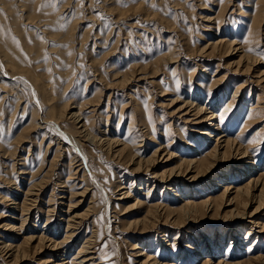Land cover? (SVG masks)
Returning a JSON list of instances; mask_svg holds the SVG:
<instances>
[{"label":"rangeland","instance_id":"374dc122","mask_svg":"<svg viewBox=\"0 0 264 264\" xmlns=\"http://www.w3.org/2000/svg\"><path fill=\"white\" fill-rule=\"evenodd\" d=\"M218 37L227 42L236 40L247 56L259 62L248 74L234 73L241 51L231 50L233 47L226 42L219 44L214 53L209 45ZM261 71L264 0H0V247L2 242L12 243L15 233L6 231L4 225L14 222L20 227L18 219L25 210L23 193L36 184L33 193L39 195V210L34 211L24 230L18 231L16 244L26 245L25 239L33 235L61 242L67 229L64 214L71 205L72 215L81 217L76 222L82 220L78 237L70 245L71 258L76 257L85 239L91 238L97 250L90 251L91 255L97 252L92 255L97 257L94 264H140L145 261L144 256H138L142 249L150 256L148 264H203L209 253L195 255L194 259L188 236L194 232L202 242L204 236L209 241H223L222 253L209 257L211 264L219 257L230 263L248 264L264 253L263 231L251 251L246 247L252 240L253 235L248 233L252 223H264V209L254 213L257 200L238 207L244 217L239 226L241 234L238 232L242 244L237 250L226 246L234 241L227 230L235 223L231 224L232 218H225L220 211L211 216L201 210L195 220L176 230L165 225L142 233L141 227L137 229L131 222L146 216L151 204L179 208L182 204L175 193L180 187L187 195L204 191L206 183H214V178L236 168L234 163L242 160L245 147H253L246 161L256 165L255 175L246 164L242 179L225 176L219 185H244L251 175L264 180ZM23 73L33 76L22 78ZM223 76L227 77L219 82L222 85L211 90L213 81ZM36 79L47 85L43 97L35 92ZM240 86L243 92L237 91L230 117L226 115L218 124L220 131L240 143L243 150L236 153L229 148L226 158L222 154L219 159L209 158L204 165L178 175L177 189L165 186L167 183L152 189V177L174 168L185 171L188 165L181 163L202 160L216 146L214 141L207 144L198 135L196 111L189 110L186 116L189 108L178 112L179 107H196L193 102L210 110L207 98L217 92L214 96L218 104L212 110L220 116ZM200 98L203 101H198ZM256 106L261 108L259 113H255ZM187 119L192 121L186 123ZM252 119L259 121L248 127ZM69 135L75 139L74 144ZM109 138H116L122 145L110 150ZM133 148L141 151L136 153L141 158L152 160L139 175L126 158ZM81 149L87 158L82 157ZM167 151L176 152V156L169 158ZM141 178L142 184L136 180ZM169 187L172 193L165 190ZM221 187L214 191L215 197L222 194ZM129 191L130 196L124 197ZM149 192V197L144 195ZM208 194L198 193L194 199H206ZM52 207L55 211L48 216V208ZM167 231L166 238L162 234ZM207 243H201V248L211 242ZM136 246L139 249L134 250ZM50 251V244L47 248L39 245L24 262L43 263ZM0 264H13L1 249Z\"/></svg>","mask_w":264,"mask_h":264},{"label":"bare ground","instance_id":"6f19581e","mask_svg":"<svg viewBox=\"0 0 264 264\" xmlns=\"http://www.w3.org/2000/svg\"><path fill=\"white\" fill-rule=\"evenodd\" d=\"M226 39H228V38H226ZM226 42H227V40L224 41V39L222 37H218L217 42L214 43V44L210 43L211 45H209V46H210L211 50L212 49L214 50V49H216L219 46V44L222 45V43H226ZM227 43L230 44L233 47V49L231 48V50L237 51V52L241 51L240 52L241 54L238 57L240 61H239V63H237L238 66H237L236 70L234 69V71H236L234 73H238V74H241V75L244 74V73L248 74L250 72L252 66H254L256 63H258L259 60L258 59H253V58L247 56L246 53L244 52V47L242 45L240 46V44H238L236 40H234L233 42L228 41ZM237 45H239L238 48H236ZM14 47H16V46H14ZM233 51L230 52L228 50V52H230V53H233ZM19 52H21V51H19ZM214 53H215V50H214ZM241 63L244 64V65L241 66ZM20 67H22V66H20ZM241 67L244 68V69L242 70ZM241 71H243V72H241ZM23 72H26V71H23ZM27 73H30V72L27 71ZM205 73L207 74L206 70H205ZM262 74H264V71L260 72L261 76H262ZM20 75H21L20 77H22V78H24V76L28 77V78L33 76V75L30 76V77L26 76V73H23V74H20ZM226 77L227 76H223V77L219 78V80H216V81L214 80L213 81V85L214 86H213V88L211 90L219 88V86L222 85L219 82L225 81ZM33 78H35V77H33ZM33 82H34V84L36 86V89H37V91H35V92H37L40 97H43L44 94L47 92V85L45 83L43 84L42 82L38 81L37 79L34 80ZM242 86H245V83ZM242 86H240V87H238L236 89V91H235L236 95L229 102H227L226 109L220 116H217L216 111L212 110L215 106H217L216 104H218V103H216V100H215L216 96H214V95L217 94V92L213 93V97L212 98H207L208 102H207L206 106L210 104L211 105L210 110L208 108H206V107H203L204 105L202 106L201 104L196 103V102H195L196 104H193V102H192V105H197L196 107L191 106L190 104H183V106L179 107V111L178 112H180L183 109L187 110L189 108L188 112L186 113V116L190 115L189 110L192 111V112L196 111L195 115L197 116L196 117L197 119H196V122L194 124L195 125L196 124L200 125V130L197 131L198 135L201 136L202 139L205 140V142L207 144H209L210 141L211 142L214 141L216 143V146H215V149L212 151V153L206 154L205 158L202 159V160L193 159L190 162H187L185 160L183 163H181L183 166H185V164L188 165L187 168L185 169V171H183L181 169L174 168V169H170V170H164L161 173H159L158 175H155L154 177H152L153 180H151V179L149 180V181H152V189L155 186L158 188L159 187V183H167L165 186H171L172 185V187H176L175 189H177L178 186H179V182H178L179 180L177 179L178 175L187 174V172L190 170V168H194L195 169L198 164H200L199 166L204 165L203 161L205 162V160H207V159L209 160V158H213V157L214 158L215 157L218 158L221 154H222V156H224V158H226L227 157V155H226L227 154V149H229V148L233 152H236V153L241 152L243 150V147H242V145H240V143H237V141L234 140V139L227 138V136L225 134V131H220L221 126H220V124H218V122L220 123L226 115H228V117H230V113H229L230 107H232L235 104V102H237V100H236V96H237V93H238L237 91H239L240 93L243 92V91H241L243 89ZM222 100L223 99H221V101ZM198 101L201 102V101H203V99L200 98V100L198 99ZM217 101L219 102L220 100H217ZM175 102L177 103L179 101H172V103H175ZM36 103H38V102H36ZM258 104H259V102L257 100V105ZM193 107H194L195 110L191 109ZM257 108L258 107L256 106V109ZM251 110H252V107H251ZM260 110H261V108H258V111H256L255 113H259ZM228 117H227V119H228ZM191 121L188 120L186 123H189ZM258 121L259 120L251 121L252 124L250 122L251 125L248 126V127H251L252 125L254 126ZM84 126H86V125H84ZM215 130H218L220 132L216 133ZM242 132H244V131H242ZM95 139H97V137H95ZM115 139H113V138L106 139L108 141V142L106 141L107 144H108L107 147L110 150H113L114 145H115V147L116 146L119 147V146L122 145L117 139L116 140ZM69 140L72 142V144H74L76 142L75 139H73L72 135H69ZM104 140H101V141L98 140V142H102ZM70 141H69V143H71ZM101 145H102V143H101ZM172 145H173V143L169 144L168 146H165V148L167 149L168 147H170ZM141 147H142V144L140 146H138L137 148L140 149ZM252 148L253 147H245L244 148V152L245 153L242 156V158H240L242 160H240V161L237 160L238 162L236 161L234 163L237 169L235 167H233L232 168L233 170H231V172H230L231 175L230 174H225L223 176V173H222L221 177L214 178V183L212 182L213 186H212V183L211 184L206 183V185L203 187L204 191L209 192V194L207 195L206 199H202V200H201V198L194 199V197H197L196 195H198V193H200V194L204 193L203 189H199L197 191L198 193L197 192H193L194 194L192 193L191 195H187L186 194V189H182V187H180V189H178V191L175 190L176 191L175 196H176V198L180 199L181 204H182V205L180 204L181 206L179 208H177L175 210H172L171 208L165 207L161 203H159V204H151L150 208H148V211H147L148 213L146 214V216L144 215V217L141 218L140 220L139 219H135L134 221L131 222V224L132 225L134 224V226H136L137 229H138V227H141V232L142 233H144V231L149 230L151 228L156 229V228H159L160 226H165V225H168V227L172 228L173 230H176V228H178V227L179 228L185 227L186 226L185 224L188 221L195 220L197 218V213L200 212L201 210H204L206 214H211V216L213 214H215L216 212L220 211V213L224 214L225 218H227V217L228 218H232V220L230 221L231 224L235 223V225L233 227H229L228 230H227V231H229V233L227 234L228 237H232V239L234 240L232 243H229L228 245H226L227 247H229L227 249H229V250L232 249V248H235V250H237V248L240 249L241 244H242L241 243L242 241L240 240V238H242V236L240 235L241 234V230H242V228H241L242 226H241L240 222L242 220V217H244V214H243L244 212L242 213L241 210L238 207L239 206H241V208L242 207H246V206L249 205V202H253L254 200H257L258 205H257L254 213L258 214L260 210L264 209V180H261V178H256L254 176L255 175L254 172H256V170H257L256 165H250L246 161L247 157L250 158L252 156L251 154H249L250 153L249 151ZM124 149H127L126 144H125V148ZM121 150L124 151L123 148H121ZM131 150H132V153L126 155V158L128 157L129 163H131V164L136 166L137 169L133 171V172L136 173L135 175H139V173H141V171L143 169H145L144 165L145 164H146V166L150 165L152 163L151 162L152 160H151V157L149 159H145V158H141V156H138L136 153H140V154H142V153H141V151H137L136 148H133ZM221 150H223V152H221ZM81 153H82V157L87 158V154L85 153L84 150L81 149ZM167 155H168L169 158H172V157L176 156V152L173 151V153H170L169 151H167ZM155 156H157V154L154 155V157ZM84 161H86V160H84ZM246 164L249 165L250 171L252 170L253 174H254V175L250 176V181H248L244 185H239L238 184L237 186L235 185L234 187L231 186L230 184H225L222 187L219 185V183H221L222 181L225 180V176H227V177H230V176L235 177L236 176L237 178L239 177L240 179H242L243 173L246 172V170L248 169ZM252 171H251V173H252ZM223 172L226 173V170H224ZM196 177L197 176H193L192 178L195 179ZM136 180L138 182L141 181L140 182L141 184L144 181V179H142V178L139 179V180L138 179H136ZM229 181H230V179H229ZM230 182L232 183V181H230ZM210 185H211V187H210ZM165 186H160V187L164 190V188H166ZM35 187H36V184L32 185L30 188L25 190L24 193H23L25 198H24V201H23L22 204H23V207H25V210H23V212L21 214V218L18 219V221L20 223V227L17 228L13 224L14 222H10L9 224H5L4 225L6 227L5 228L6 231H11V232L15 233V235L11 236V238H13L11 240L12 243L2 242V244H1L0 249L3 251L4 256L8 255V258H12L13 264H31V263L24 262V260H28L29 258H31L30 257V255H31L30 252L33 250V248L37 249L39 245H43V248H45V247L47 248V244H50V247H51V251L50 252L51 253L49 254V256H47L48 258H47V260L45 262H43V263L41 262L42 264H87V263L88 264H94L96 262V260H97L96 259L97 257L92 256L95 252L91 255L90 251L96 250V245H95L93 239H91V238L85 239V242L81 246V248L78 251L77 255H75L76 257H72L71 258V256H69L70 252L72 251V246H70L71 242H73L74 239L78 237V234H79L78 230L81 229L80 225L82 223L81 222L82 220H80L79 223L76 222L77 219H80L81 217H79L77 215H75V216L72 215L71 205H68L69 209L66 210L65 214H64L67 217V218L65 217L66 218L65 220H66L67 229L65 230V234H64V237H63L61 242L56 241L54 238H49L48 239V237H43V235H41L39 237H36V236L33 235V236H29L28 238L25 239L26 241H24V242H26L25 243L26 245L16 244L15 240L17 239V234L19 233L18 231H20V232L23 231L24 228L27 225L26 223H28L29 219L32 217V214L34 213V211L37 210V209L39 210V208H38L39 195L36 194V193H33V190L35 189ZM172 187H169L168 188L169 190L168 189H165V190L166 191H170V193H172L173 192L172 191L173 190ZM220 187L223 188L222 189L223 190L222 194L217 196V197H215L213 195V193H214V191L217 190V188H220ZM121 188L122 187L119 186V190ZM22 191H20V192H22ZM148 191H152V190L149 189ZM232 191H234V192L232 193ZM83 192L85 193L86 191L83 190ZM257 192H259V195H258V197H255V194H257ZM130 194L131 193L129 191L126 194H124L123 196L124 197H127V196L129 197ZM184 194H186V196ZM144 195L149 197L151 195V193L150 192L149 193H145ZM189 196H192V197L189 198ZM186 197H188V198H186ZM230 197H231V199H229ZM236 203H238V205L234 206ZM148 206H149V204H148ZM225 209H230V210H225ZM48 210H49L48 211V216H49V215H51V211L52 212L55 211V208L54 207L48 208ZM25 212H27V213H25ZM261 218H264V216H261ZM12 220L16 221V219H12ZM46 220H47L46 225H49L50 224L49 218H47ZM131 220H133V219H131ZM162 222H165V223L162 224ZM239 226H241V227H239ZM255 227H258V228L260 227L261 230H259L258 232L254 231ZM32 228H37V225H32ZM109 230L110 229H108V231ZM125 230H126V228H125ZM249 230H248V233L250 235H253V236H252V240L249 243H247V245H246V247L248 248L247 251H251L250 247L252 246V244H254L255 241L257 242L260 239L259 238V236H260L259 232L260 231L264 232V223H260L259 221L255 222V223H252V228H249ZM96 231L94 232V235H96ZM239 231H240V234L238 233ZM162 232H164V231H162ZM231 232H232V234H231ZM191 233L192 232H189L188 236L190 237L189 239L191 240V243H193L192 249H193V252H194L193 253L194 259H197V257H195V255L199 256V255H206V253L207 254L209 253V255L207 257L203 258L205 260V262L203 264H211L212 261L209 259V257L211 255L212 256H216L217 254L219 255V254L222 253V248H224L223 241L216 242V240L213 239V238L209 241V237L207 238L206 236H204V238H205L204 240L205 241L202 242V240H199V238H198L196 233H194V232L192 234ZM168 234H169V232L167 231L166 233H163L162 235L167 238ZM177 238H179V237H177ZM35 242H37V244ZM206 242H208V243L211 242V243L210 244L207 243L208 244L207 247L205 246L206 248L202 249L201 248L202 246H200V244L202 243L201 245H204ZM33 243H35L36 246L33 245ZM244 243L246 244V242H244ZM159 248L160 247H158V250H159ZM133 249L136 250V249H139V247L136 246ZM41 250H42V248H41ZM39 251L37 250V252H39ZM144 252L145 251L142 249L138 253L139 254L138 256H144L145 257V261L142 260L140 264H148L151 261V260L149 261L150 256L148 254L144 253ZM213 252H215V253H213ZM177 256H178V254H177ZM175 259H176V257H175ZM218 260L219 261L217 263H215V264H240L241 263V262H238V261H232L230 263V262H228L226 260V258L223 259L222 257H219ZM154 261L157 262V259L155 258ZM161 264H163V263H161ZM167 264H169V263H167ZM188 264H191V263L188 262ZM248 264H264V253H259V255H256V257H253V259L250 260L248 262Z\"/></svg>","mask_w":264,"mask_h":264},{"label":"snow or ice","instance_id":"6c2138e0","mask_svg":"<svg viewBox=\"0 0 264 264\" xmlns=\"http://www.w3.org/2000/svg\"><path fill=\"white\" fill-rule=\"evenodd\" d=\"M57 2H58V0H57Z\"/></svg>","mask_w":264,"mask_h":264}]
</instances>
